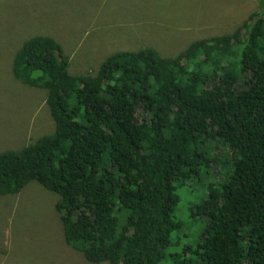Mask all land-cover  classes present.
<instances>
[{"label":"trees","instance_id":"trees-1","mask_svg":"<svg viewBox=\"0 0 264 264\" xmlns=\"http://www.w3.org/2000/svg\"><path fill=\"white\" fill-rule=\"evenodd\" d=\"M234 32L174 57L153 47L70 72L50 36L14 58L15 77L48 91L52 134L0 153V195L35 181L59 197L66 243L93 264H160L185 188L205 230L196 264H264V0ZM209 181V183L207 182ZM190 211V210H189Z\"/></svg>","mask_w":264,"mask_h":264},{"label":"rangeland","instance_id":"rangeland-1","mask_svg":"<svg viewBox=\"0 0 264 264\" xmlns=\"http://www.w3.org/2000/svg\"><path fill=\"white\" fill-rule=\"evenodd\" d=\"M93 1L97 11L122 18L121 25L107 33L106 25L91 22L85 8ZM260 9L258 0H0V153L55 130L48 91L13 72L15 55L31 37H53L70 57V72L87 75L118 51L153 47L177 56L196 41L234 32ZM207 195L204 189L181 192L179 208L188 212L177 217L185 226L173 232L160 264H196L190 248L199 244L206 222L191 208ZM58 201L35 181L18 194L0 195V264H93L66 243Z\"/></svg>","mask_w":264,"mask_h":264},{"label":"crops","instance_id":"crops-1","mask_svg":"<svg viewBox=\"0 0 264 264\" xmlns=\"http://www.w3.org/2000/svg\"><path fill=\"white\" fill-rule=\"evenodd\" d=\"M94 5H91L89 7L85 8L86 15L89 18H91V22L95 20L94 24L96 25H106L108 28L107 33L110 32V29L112 27H115L116 25H121L119 23V20H122V18H119V16L115 15L114 13L112 15L106 14L104 11H97L96 10V2L93 1ZM44 36V35H43ZM53 38V37H52Z\"/></svg>","mask_w":264,"mask_h":264}]
</instances>
